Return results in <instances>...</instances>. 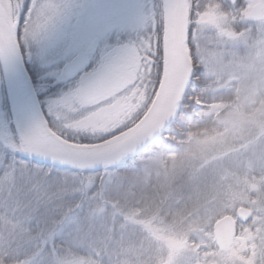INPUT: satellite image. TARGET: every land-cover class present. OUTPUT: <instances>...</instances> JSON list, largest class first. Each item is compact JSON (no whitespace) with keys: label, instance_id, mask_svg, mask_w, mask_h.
I'll list each match as a JSON object with an SVG mask.
<instances>
[{"label":"rangeland","instance_id":"374dc122","mask_svg":"<svg viewBox=\"0 0 264 264\" xmlns=\"http://www.w3.org/2000/svg\"><path fill=\"white\" fill-rule=\"evenodd\" d=\"M121 1L119 0L118 3L120 16L122 9H126ZM154 2L157 3V0H154ZM149 3V0H133V4L129 5H133V17H124V24L132 22L134 25L136 34L135 54L141 46L138 43V36H145V34L147 36V33H145L147 23L150 28L148 35L152 36V19L154 16L158 17L157 13L148 12ZM253 4L245 0L246 6L241 13L243 21H245L244 14L252 9ZM47 6V0H32L25 17L27 24L21 42L24 43L25 48L30 49L32 43H37L39 38V45L41 43V46L37 45L35 55L28 66L36 75L39 83H56L61 78L60 71L55 68L54 62L57 64L59 61H66L68 58L62 57V55L51 58L48 52L50 47L48 38L46 36L39 37L38 34L41 31H35L34 29L37 27L33 26L45 25L48 17ZM147 13H149V18L145 16ZM161 16L158 25L162 21L164 22V12ZM231 23H234V18L228 9L217 0H200L196 6V12L193 14L192 42L196 49V55L205 66L207 74L218 82L214 88L215 93H217L216 96L222 95L224 91H229V94L240 98L238 99L239 108L231 110L225 119L224 125L226 128L222 133L214 131L212 134H208L207 137L192 139L200 157L206 156L207 160H211L214 158V154L229 148L230 139L241 138L247 133L260 135L264 131V98L260 99L259 97V93L264 94V20L258 22L255 27L243 28L239 32L233 29ZM121 43L124 44L125 42L119 41V46ZM210 45H212L211 48H209ZM32 48L35 49V47ZM143 50L146 54L150 51L151 55L154 54L147 43ZM151 55H146L142 59V62L146 64V68L135 82L117 95L97 102L90 108L82 107L77 86L71 85L59 90L58 95H53V92H51L50 96H52L50 98H47L44 94V106L49 108L51 101L57 100L70 90H74L69 100L54 104L52 111L62 116V123H68L80 132L104 135L120 124V118L125 109L128 107L135 108L134 106L140 94V84L145 75L150 74L152 71L153 60H151ZM137 58L139 60V54ZM41 88L42 86L39 87L42 91ZM214 104H222L223 106L218 112L211 114ZM202 105L203 101L197 97L193 114L196 120L205 123L226 108L228 102L225 100L213 102L208 105L207 109H203ZM229 136L232 138H228ZM250 147L248 146L246 149L252 150L250 156L253 158L256 153H259V146L255 145L253 148L252 145ZM175 155L174 152L168 151L166 146H161L151 156L142 157L135 165L128 167L130 173L111 171L105 175L102 173H89L87 176H82L66 169L55 170L36 164L29 167L31 159L27 158L29 154L17 137L7 91L4 98L0 89V209L10 211L21 209L24 215L32 218L26 220L31 225L35 223L45 226L48 222L47 219L53 217L54 223H49V225L50 227L54 226V232L52 231L48 240L38 242L34 237L29 238V245L40 246L37 250H41L43 248L41 244H45L47 241L46 245L52 249L53 236L59 235L63 231L69 234L71 231H75L78 226L83 231H86L85 228L95 231L97 228L84 225L82 213L76 215L77 211L79 212L82 207L89 205L93 210L99 207L105 208L103 204L105 199L103 198H112L114 207L120 204L118 200L121 198L126 202L128 200L127 191L125 190L124 194L119 192L124 189V184L128 185L130 189L136 185L138 186L143 181V176L147 179L153 167L174 165ZM168 162L171 164H168ZM2 165H8V168L6 170L2 169ZM253 166L255 165L251 162V165H243V171L245 172L231 173V177L234 175L233 177L236 180L237 189L234 193L232 192L229 200L224 205L230 211L226 215L235 216L237 209L240 207L249 208L252 215L246 223H237L240 229H238L232 247L227 253L212 250L204 251L212 241L214 242L212 229L205 231V228H194L191 225V220H180L177 221L178 223L172 220L173 222L166 221L169 224L161 223L159 212L152 214H148L146 210L141 212L140 206L132 207L127 214L132 217V224L138 230L141 228L140 225H145L161 234L163 244L168 245L164 264H184L182 260L187 257L188 251L196 258L191 262L192 264H264V175L258 177L253 174ZM255 168L258 170V167ZM247 174L250 176H247ZM98 183L102 187L99 192L94 190L95 185ZM90 190L95 192L89 193ZM111 192H114V196L110 195L108 197ZM99 196L102 197L101 200L98 199ZM56 201H58L57 206L55 205ZM71 205H75L77 208L73 209ZM93 212L92 214L96 215V212ZM115 215H119V212L116 211ZM106 217L107 215L103 216L102 213L100 218L105 219ZM144 217L146 218L144 219ZM10 219H15L12 214L8 220ZM56 223L61 224L57 231H55ZM191 226H193L192 229ZM189 229L191 230L188 232ZM12 231H14V228H12ZM190 233L198 236L199 245L194 244L189 239ZM93 246L98 248V245ZM200 248L203 249V258L195 253ZM53 249L55 250L51 252L53 259H48V264H95L92 260L83 258L67 249L66 251H57L54 245ZM38 261L42 263L41 259Z\"/></svg>","mask_w":264,"mask_h":264},{"label":"trees","instance_id":"16d2710c","mask_svg":"<svg viewBox=\"0 0 264 264\" xmlns=\"http://www.w3.org/2000/svg\"><path fill=\"white\" fill-rule=\"evenodd\" d=\"M217 1L221 2L234 18V23H231V25H233L235 31L239 32L243 28L257 26L258 23L242 20L241 13L246 6L245 0H238L235 4H230L224 0ZM157 2L161 6V0H157ZM199 2L200 0L189 1L190 25L188 44L192 56L193 72L174 123L140 156L128 159L118 168L94 173H102L103 175L111 171L130 173L128 167L135 165L142 157L151 156L161 146H166L168 151L176 154L174 165L153 167L147 179L141 176L143 181L132 189L124 184V189L119 192L124 194L126 190L128 200L125 202L121 200L122 198L119 199L120 204L117 207L113 206L112 198H103L105 200L102 203L105 205V208L99 207L93 210L90 205L82 207L79 212L77 211L76 215L82 213L84 225L97 229L91 231L85 228L86 231H83L78 226L75 231L73 230L69 234L66 231L59 233V235L56 234L53 236L52 241L57 251H66L67 249L83 258L92 260L95 264H164L168 245L165 244V246L163 244L161 234H158V231L155 232L150 226L140 225L141 228L138 230L132 224V217L127 214L132 207L140 206L141 212L146 210L148 214L159 212L161 223L169 224L166 221L178 223L180 220H191V225L194 228H205V231H210L215 221L230 213L224 205L229 200L232 192L234 193L237 189L236 180L233 177L234 175H232L233 178L231 177V173H243L245 172L243 171V165H251V162H253L255 165L252 168L253 174L258 177L264 175V131L260 135L247 133L241 138L230 139L229 148L214 154V158L211 160H207L206 156L200 157L192 141L195 137H207L208 134H212L214 131L222 133L226 128L224 125L225 119L231 110L239 108L238 99H240L238 96L229 94V91H224L222 95L216 96L217 93H215L216 90L214 88L218 82L207 74L205 66L196 55L191 32L193 14L196 12V6ZM156 34V44L153 46L154 54L151 56V60H153L152 71L151 73L149 72L150 74L145 75L140 84V94L134 106L135 108L128 107L125 109L120 118V124L105 135L79 131L82 136H86L87 140L81 143L78 137L75 144H95L108 140L134 126L147 112L162 78V22ZM27 69L33 83L36 85V75L29 66H27ZM197 70L198 74L193 75ZM0 89L5 98L6 87L1 64ZM197 97L203 101V109H207L208 105L221 100L227 101L228 106L220 111L218 115L211 117L207 122L200 123L193 114V107ZM259 97L260 99L264 98V94L259 93ZM228 138L232 137L229 136ZM65 140L70 142V139ZM252 145L253 148L255 145L259 146V153H256V156L253 158L250 156L252 150L246 149ZM33 163L34 161L30 160L29 166H32ZM168 164L171 163L168 162ZM255 167H258L260 171ZM52 168L55 170L59 169L57 167ZM75 173L82 176L89 174L88 172ZM247 176L250 175L247 174ZM101 188V184L98 183L95 185L94 190L99 192ZM94 190H90L89 193L95 192ZM110 195L114 196V192H111L108 197ZM98 199L101 200L102 197L99 196ZM57 202H55L56 206ZM71 208L75 209L77 206L71 205ZM93 211L96 212V215L92 214L94 213ZM116 211L119 212V215H115ZM99 213L100 215H98ZM102 213L103 216L107 215L105 219L100 218ZM60 225L56 223L55 231H57ZM193 226H191V229ZM105 227L107 228L104 229ZM189 239L194 244L199 245L197 235H191L190 233ZM93 245H98V248H95ZM209 245L204 251H219L213 241ZM195 253L203 258L202 248L198 249ZM195 259L190 251H188L187 257L182 261L184 264H192L191 262ZM189 260H191L190 263H188Z\"/></svg>","mask_w":264,"mask_h":264},{"label":"water","instance_id":"95a60500","mask_svg":"<svg viewBox=\"0 0 264 264\" xmlns=\"http://www.w3.org/2000/svg\"><path fill=\"white\" fill-rule=\"evenodd\" d=\"M226 1L232 4L237 2ZM248 1L254 3L257 0ZM163 7V74L156 97L147 113L130 130L99 144H72L60 136H55L60 145L66 146L65 150H58L50 147L40 136L19 134L22 128L29 127L35 122L38 114L44 113L26 69V63L30 59L27 57L25 61L23 60L18 43H12L11 33L4 24L3 13L12 11V3L0 0V56L9 48L17 54L7 63L3 60H0V63L17 134L33 160L76 172L115 169L128 159L144 153L174 123L193 72L188 45L189 0H163ZM244 18L249 22L264 20V0H258L252 9L245 13ZM85 66L84 60L77 57L65 67L63 78L66 80L72 78L78 71H83ZM99 69L91 87L86 90L78 89L79 97L85 105L119 91L136 76V72L129 70L126 64L109 62ZM48 135L54 136L50 127ZM118 137H121L118 142L104 146ZM99 146L102 147L98 148ZM251 215L252 211L247 207H240L236 212L241 223H246ZM236 233V219L232 215L222 217L213 225V238L217 248L222 252L231 249Z\"/></svg>","mask_w":264,"mask_h":264},{"label":"flooded vegetation","instance_id":"af4514ba","mask_svg":"<svg viewBox=\"0 0 264 264\" xmlns=\"http://www.w3.org/2000/svg\"><path fill=\"white\" fill-rule=\"evenodd\" d=\"M47 1L48 17L46 23L45 25H33L37 27L36 29H33L35 31H41V33L38 34L39 37L46 36L48 38V43H50L48 52L51 55V58H55L57 55H62V57L68 59L62 62L59 61L57 64L54 62L55 68L60 71L61 80L56 83H39L37 81L36 85L34 84L44 114L49 111V108L44 106V94L47 98H50L52 96H50L51 92H53V95H58V91L66 86L71 85L76 87L79 85L82 76L94 69L101 68L106 63L114 62L119 65L126 64L128 65L129 70L137 72V76L125 87L135 82L138 76L143 74L146 64L142 62V59L146 55H151V51L146 54L143 49L145 48L146 43L150 50H153V46L156 44V33L161 25H158V23L164 12L163 2H161L162 6H160L158 2L155 3L154 0H149L148 12L152 14L157 13L158 17L154 16L152 19V36L148 35L150 29L148 23L145 28L147 36L146 34L145 36H138V43L141 46L139 47V50H137V54H135L136 34L133 27L134 25L132 22L126 24L123 23L124 17L132 18L134 15L133 5L129 6L130 4H133V0L121 1L123 6H126V9H122L121 16L118 8L119 0ZM14 2L15 0H13L12 3V10ZM31 2L32 0H20V3L23 5L20 10L21 32H23L24 27L26 28L25 25L27 24V21L25 20V17L30 9ZM15 11L18 13L19 5H15ZM149 13L145 14L147 18H149ZM21 39L22 36L18 39L17 43L23 60L25 61L27 57L30 59L29 62L26 63L28 66L35 55V50L37 45H39L40 40L38 38L37 43H32V47H35V49L32 47L27 49L25 48L24 43L21 42ZM119 41L125 42V45L121 43L119 46ZM39 46H41V43ZM138 54L139 60L137 58ZM77 57H81L84 60L86 64L84 70L78 71L75 76L68 80L64 79L63 71L65 67ZM40 86H42V91L39 89ZM125 87L123 89H125ZM120 91L105 99L117 95ZM80 102L83 108H90L97 103L95 102L93 104L84 105L81 100ZM47 118L50 119L51 129L57 126H63L68 129L71 128L70 124L62 123L63 118L61 115L59 116V114L57 115L53 111L52 115H48ZM116 127H113V129ZM72 129L77 130L76 127H72ZM2 166V169L4 170L8 168V165ZM11 214L12 217L15 218L14 220H8ZM31 219L30 216L24 215V212L21 209L13 211L0 209V264H48V259H53V254H51V252L54 251L53 241L52 249L46 245L48 241L45 244H41L43 247L41 250H37L40 246L28 244L30 243V237H34L38 242H43L50 238L52 231L54 232V226L50 227L49 225V223H54L53 217L51 216L47 219L48 222L45 226L42 224L37 225L35 223L34 225H31L30 222H26V220ZM12 228H14V231H12ZM39 259H41L42 263L38 261Z\"/></svg>","mask_w":264,"mask_h":264},{"label":"snow or ice","instance_id":"6c2138e0","mask_svg":"<svg viewBox=\"0 0 264 264\" xmlns=\"http://www.w3.org/2000/svg\"><path fill=\"white\" fill-rule=\"evenodd\" d=\"M9 3H13V0H8ZM15 5H19V11L18 13L15 11ZM23 7V5L20 3V0H15L14 2V7L11 12H5L3 13V20L6 28L8 31L11 33L12 36V43L16 44L18 39L24 35L25 27L23 29V32H21L20 24H21V19H20V10ZM34 11V9H33ZM10 17H14L10 18ZM31 17V15H30ZM29 17V19H30ZM26 26V25H25ZM22 45V44H21ZM17 54L11 49H7V51L0 56V60L5 61L6 63L16 57ZM100 69H94L93 71L85 74L84 76L81 77V80L79 82V85L77 86L78 88L82 89H87L91 87V83L93 79L98 75ZM198 74L197 72H194L193 75ZM74 90H70L67 93H64L60 98L57 100L51 101L50 102V107L49 111L46 114H38L35 122L26 128H22L20 131V135H37L43 138L46 143L58 150H65L66 146L65 145H60L57 140L55 139V136H60L62 139H70V143L75 144L77 142V138L79 137L80 142H86L87 138L86 136H82L81 133L75 129H68L64 128L63 126H57L54 127L52 130L54 132V136H49L48 135V128L51 127L50 119H48V115H52V107L54 104L62 103L65 100H69L71 98V94ZM59 129V130H58ZM46 162V161H45Z\"/></svg>","mask_w":264,"mask_h":264},{"label":"bare ground","instance_id":"6f19581e","mask_svg":"<svg viewBox=\"0 0 264 264\" xmlns=\"http://www.w3.org/2000/svg\"><path fill=\"white\" fill-rule=\"evenodd\" d=\"M163 87H164V86H163ZM222 106H223L222 104H214V105H213V111L211 112V114H212V113L214 114V113L218 112V110H219ZM120 139H121V137L115 138V139L109 141L108 143H106L104 146L114 144V143L118 142ZM100 147H102V146H99L98 148H100Z\"/></svg>","mask_w":264,"mask_h":264}]
</instances>
